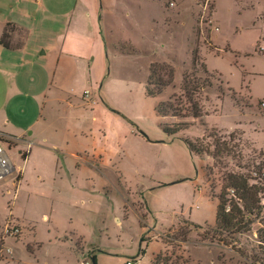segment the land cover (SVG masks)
<instances>
[{"label": "rangeland", "instance_id": "rangeland-1", "mask_svg": "<svg viewBox=\"0 0 264 264\" xmlns=\"http://www.w3.org/2000/svg\"><path fill=\"white\" fill-rule=\"evenodd\" d=\"M127 1L133 26L118 38H131L140 51L133 119L153 132L161 125L180 129L179 139L197 152L190 155L187 144L179 143L164 152L174 160L170 170L153 168L144 175L138 173L141 147L133 145L135 153L125 158L115 143L105 144L103 149L115 153V165L100 163L101 173L94 170L88 185L106 182L114 191L110 200L92 197L89 188L87 206H73L74 195L64 191L63 205H69L57 209L55 223L39 220L36 228L29 223L50 211V204L22 195L11 208L20 224L9 215L8 195L0 192V264H93V257L100 264L130 258L143 264L261 263L264 196L251 231L235 235L228 245L215 231L217 196L227 175H243L264 188V0ZM186 76L211 82L197 95L199 119L186 114L188 105L179 100ZM148 82L151 91L162 90L158 99L145 97ZM160 103L164 116L156 112ZM0 143L16 145L2 134ZM158 184L167 186L153 190ZM113 212L120 213L115 220ZM208 234L209 240L203 238ZM55 238L62 242L49 243ZM27 241L35 255L26 251ZM32 241L44 245L37 251L41 245Z\"/></svg>", "mask_w": 264, "mask_h": 264}, {"label": "crops", "instance_id": "crops-1", "mask_svg": "<svg viewBox=\"0 0 264 264\" xmlns=\"http://www.w3.org/2000/svg\"><path fill=\"white\" fill-rule=\"evenodd\" d=\"M129 5L127 0H0V134L16 141L8 148L12 171L0 181V192L8 195L9 215L18 223L11 208L22 195L50 204L32 226L39 220L55 223L57 209L69 205H63L64 191L74 195L73 206H87L90 189L92 197L110 200L114 191L106 182L88 185L94 170L101 173L100 163L115 165V153L103 149L105 144L115 143L125 158L135 153L133 145L141 147L139 174L174 166L164 152L183 145L178 134L153 132L133 119L140 51L131 38H118L133 26ZM144 95L151 98L146 86ZM151 151L158 153L148 156ZM112 214L115 220L120 213ZM32 242L41 245L37 251L44 245Z\"/></svg>", "mask_w": 264, "mask_h": 264}, {"label": "trees", "instance_id": "trees-1", "mask_svg": "<svg viewBox=\"0 0 264 264\" xmlns=\"http://www.w3.org/2000/svg\"><path fill=\"white\" fill-rule=\"evenodd\" d=\"M2 44L7 48L9 47V45L4 42ZM194 63L197 64L196 59ZM156 72V65L153 64L151 66V74L154 75ZM204 72L208 75L206 70ZM169 73L171 76L173 75L171 69H169ZM149 83L150 82H148L146 87L147 96L151 98L159 97V95L162 94V90L158 92L151 91L148 86ZM210 86L211 82L209 79L194 77L191 80V77H185L184 95L182 99L179 100L181 104L185 101L188 105L186 114L190 117L199 119L203 116L201 106L197 100V95H200L201 91ZM163 106H165V103H160L156 107V112L159 116L165 115V111L162 109ZM161 129L168 136H175L180 131V129H172L165 125H161ZM185 143L192 154L197 152L195 146L191 142L185 141ZM23 157H26V155L24 154ZM262 196H264V188L251 184L249 179L243 175L229 174L224 178L223 189L217 196V230L215 234L222 238L218 241L228 245V242L232 241L235 235L251 231L254 219L258 218L262 212ZM203 238L209 240V234ZM212 238L214 239L215 237ZM259 239L261 248L264 249V228L259 230ZM182 242H187V238H183ZM28 250L32 253L29 247ZM93 264H97L96 257H93ZM258 264H264V260Z\"/></svg>", "mask_w": 264, "mask_h": 264}, {"label": "built area", "instance_id": "built-area-1", "mask_svg": "<svg viewBox=\"0 0 264 264\" xmlns=\"http://www.w3.org/2000/svg\"><path fill=\"white\" fill-rule=\"evenodd\" d=\"M12 171L9 149L0 143V181ZM124 264H143L140 258L127 259Z\"/></svg>", "mask_w": 264, "mask_h": 264}]
</instances>
